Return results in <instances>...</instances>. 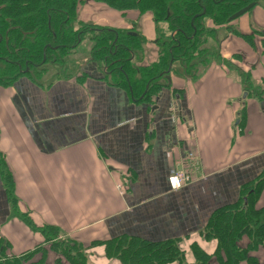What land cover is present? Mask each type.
<instances>
[{
  "label": "crops",
  "instance_id": "obj_1",
  "mask_svg": "<svg viewBox=\"0 0 264 264\" xmlns=\"http://www.w3.org/2000/svg\"><path fill=\"white\" fill-rule=\"evenodd\" d=\"M83 15V22H93L94 15ZM259 16L264 22V13ZM108 19L105 26L94 24L123 25L117 16ZM127 20L130 28L116 29L139 25L145 39L137 63L156 61L152 17L140 22L133 11ZM256 26L254 18L236 25L250 39L229 32L219 45L222 61L197 80L171 76L172 90L164 89L155 111L107 80L83 49L72 80L38 86L21 78L0 86V152L16 199L0 170V254L19 257L44 245V236L21 215L81 243L127 234L182 239L186 250L197 242L214 254L216 242L205 241L200 231L215 210L238 202L264 174V100L248 93L244 80L250 74L255 85L264 82V32L255 34ZM177 171L187 179L173 189L169 178ZM258 205L264 206V191ZM88 254L92 264H120L106 257L103 246ZM47 260L53 264L56 255L49 251Z\"/></svg>",
  "mask_w": 264,
  "mask_h": 264
},
{
  "label": "trees",
  "instance_id": "obj_2",
  "mask_svg": "<svg viewBox=\"0 0 264 264\" xmlns=\"http://www.w3.org/2000/svg\"><path fill=\"white\" fill-rule=\"evenodd\" d=\"M86 1L0 0V86H11L21 78L49 86L65 76L54 68L65 70L83 49L88 59L101 64L99 70L106 69L103 76L113 85L128 88L134 102L153 107L164 89L172 90L171 76L196 80L198 73L193 74L192 65L211 54L207 41L215 39L220 29L249 40L230 27L229 18L252 3L258 4V0H92L123 16L130 11L143 16L150 13L155 24L166 25L173 34L162 32L167 40H157L160 51L156 61L135 66L145 39L132 35L133 31L80 22L78 7ZM203 21H211L214 28H205ZM244 80L247 92L264 100V82L255 85L250 74ZM172 93L181 97L178 90ZM2 159L0 152L4 185L16 204L14 178ZM263 191L264 174L242 191L238 202L211 214L200 235L217 243L214 254L206 253L197 242L186 250L182 239L150 241L127 234L93 241L87 248L76 240L60 241L59 228L38 227L28 215H21L32 231L44 236V245L19 257L10 258L2 252L0 264H49V251L57 256L54 264H64V260L67 264H91L88 250L96 246H103L106 257L120 264H192L189 253L193 264H264V256L258 255L264 254V206L258 205Z\"/></svg>",
  "mask_w": 264,
  "mask_h": 264
},
{
  "label": "rangeland",
  "instance_id": "obj_3",
  "mask_svg": "<svg viewBox=\"0 0 264 264\" xmlns=\"http://www.w3.org/2000/svg\"><path fill=\"white\" fill-rule=\"evenodd\" d=\"M81 11V13H80ZM84 11V14L83 16H86V18H88V16L90 15H94L93 16V22L89 21V20H85V24H88V25H95L94 23L100 21V23H102L104 25V21L108 22V17L114 15V16H117L119 20L122 21V26L121 27H118L117 25L113 24L112 26H108L110 28H123L125 29L126 27L127 28H130L129 25H130V22L129 20H127V16H129V13L130 12H133V11H130V12H127V14H125V16H123L120 12H117V11H114V10H111L110 8H108L106 5L102 4V3H98V2H94L92 0H87L84 4L80 5L78 7V19L80 20V22H83L82 21V18H81V14L82 12ZM134 12H137V11H134ZM139 13V12H138ZM260 13H264V0H258V6H256L254 9H252L250 12L244 14L242 17H240L239 19L231 22L230 24V27L234 30L235 29V26L240 24L241 22H243L244 20L246 19H251V18H254V21L257 22V26H256V29H253L252 31L255 32V34L257 33H262L264 32L263 31V27H264V22H262L259 14ZM140 14V13H139ZM148 15L149 17L151 16V14H146ZM97 16H100V18L98 19ZM145 16V15H144ZM143 15L140 14V22H142V18H144ZM154 23V22H153ZM155 24V23H154ZM121 25V24H120ZM125 25H127L125 27ZM156 25V30H157V34H156V38L157 40L159 39L160 42H166V37H164L165 34H170L168 32V29H167V26L166 25H162V24H155ZM203 25L205 26V28H209V29H212L214 28V25L211 21H203ZM105 26V25H104ZM262 27V28H261ZM133 29L136 31V34H141L138 30L140 29L139 28V25H135L133 26ZM258 29V30H257ZM127 31L130 30V29H126ZM261 30V31H260ZM135 31H133L135 33ZM236 32H238L239 34H241L239 31H237L235 29ZM163 32V33H162ZM228 34V31L226 29H220L218 31V34H217V37L215 39H209L207 41V45H208V48H210V52L211 54H209V56L205 57L204 59H201L202 61L200 60H197L194 62V64L192 65V70H193V74L197 76V73H198V76L202 73H204V71H206L207 69L209 70L212 66V63L215 61L217 62L218 61V58L220 57L217 53L220 52L219 51V45L222 43L223 39L225 38V36ZM173 34H170L169 36H171ZM91 46V44H90ZM158 51L159 50V47H158ZM87 53V52H85ZM142 53V52H141ZM214 53V54H213ZM140 54V53H139ZM158 55V54H157ZM82 56H86L85 54H83ZM135 66H140L137 62H138V57L136 58L135 60ZM140 62V61H139ZM142 62V61H141ZM101 64H97V66L99 67ZM75 65L73 63H69V65L66 67V69H62L60 66L59 67H56L54 68V70H58V72H61V73H65V77H73L74 74L76 73L75 71ZM106 70L105 68L103 69V72L104 73ZM192 73V72H191ZM190 73V74H191ZM69 80L71 78H68ZM72 80V79H71ZM196 80H197V77H196ZM44 84V83H43ZM45 85V84H44ZM47 86V85H46ZM252 98V97H251ZM255 98V97H254ZM263 101V100H262ZM157 105V104H156ZM151 107V105H149ZM59 240H76L75 238H71L69 235H66L64 234V231L63 230H60L59 229ZM77 241V240H76ZM98 241V240H96ZM93 242V241H92ZM82 243L85 247L88 248V246L92 243ZM215 242V241H214ZM217 245V243H216ZM89 252V250H88ZM89 255V254H88ZM259 256L263 257L264 254L262 252L258 253ZM189 257H190V253H189ZM188 257V260H190V262L193 264L194 260H193V257L189 258ZM57 258V256H56ZM89 262L92 264V262L90 261V257L88 258ZM113 261H116V260H113ZM54 264V263H53ZM64 264H67V262L64 260Z\"/></svg>",
  "mask_w": 264,
  "mask_h": 264
},
{
  "label": "built area",
  "instance_id": "obj_4",
  "mask_svg": "<svg viewBox=\"0 0 264 264\" xmlns=\"http://www.w3.org/2000/svg\"><path fill=\"white\" fill-rule=\"evenodd\" d=\"M188 158L191 162L196 163V158L192 152L188 154ZM186 179H187V176L185 173H183L182 171H177L172 176H170L169 182L173 189H178L181 187L182 183Z\"/></svg>",
  "mask_w": 264,
  "mask_h": 264
},
{
  "label": "water",
  "instance_id": "obj_5",
  "mask_svg": "<svg viewBox=\"0 0 264 264\" xmlns=\"http://www.w3.org/2000/svg\"><path fill=\"white\" fill-rule=\"evenodd\" d=\"M256 6V3H252L244 8H242L241 10H239L238 12H236L235 14H233L230 18H229V22H233L237 19H239L240 17H242L244 14L248 13L249 11H251L254 7ZM132 35H135V33H131ZM159 101V100H157ZM177 105L179 108H181V103L180 101L177 102ZM158 109V105H154L152 107V110H157Z\"/></svg>",
  "mask_w": 264,
  "mask_h": 264
}]
</instances>
